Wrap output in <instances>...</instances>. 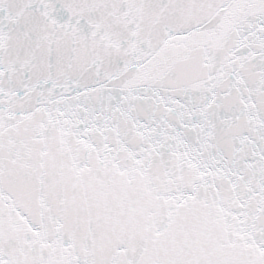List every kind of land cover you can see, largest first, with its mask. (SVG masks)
I'll list each match as a JSON object with an SVG mask.
<instances>
[{
  "label": "snow or ice",
  "instance_id": "1",
  "mask_svg": "<svg viewBox=\"0 0 264 264\" xmlns=\"http://www.w3.org/2000/svg\"><path fill=\"white\" fill-rule=\"evenodd\" d=\"M0 264H264V0H0Z\"/></svg>",
  "mask_w": 264,
  "mask_h": 264
}]
</instances>
